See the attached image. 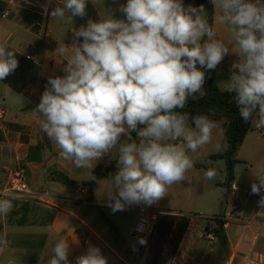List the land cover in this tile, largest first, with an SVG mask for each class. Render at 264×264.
I'll use <instances>...</instances> for the list:
<instances>
[{
    "label": "clouds",
    "instance_id": "9594fccd",
    "mask_svg": "<svg viewBox=\"0 0 264 264\" xmlns=\"http://www.w3.org/2000/svg\"><path fill=\"white\" fill-rule=\"evenodd\" d=\"M88 3L63 0L50 11L51 18L73 25L72 43L57 44L54 53L66 58L64 75L48 77L32 111L60 157L78 168H91L93 161L116 150L115 172L98 181L108 184L105 195L113 212L151 206L172 185L191 183L194 161L189 153L210 144L218 124L183 109L190 97L202 93L203 69L214 70L226 55L236 59L229 79L220 84L232 94L245 123L264 127V0H211L229 43L215 37L203 4L127 0L74 27L75 18L87 17ZM18 65L17 54L0 44V80ZM218 175L213 168L204 171L208 180ZM252 177L251 194L260 196L258 204L264 208V166ZM12 199L0 198V215L11 213ZM140 242L146 243L143 238ZM6 245L0 237V250ZM71 246L67 239L58 240L46 264H71ZM75 264L108 260L89 244Z\"/></svg>",
    "mask_w": 264,
    "mask_h": 264
},
{
    "label": "crops",
    "instance_id": "0c3cea01",
    "mask_svg": "<svg viewBox=\"0 0 264 264\" xmlns=\"http://www.w3.org/2000/svg\"><path fill=\"white\" fill-rule=\"evenodd\" d=\"M126 2L89 0L87 17L75 18L74 27L80 25L77 19L83 24L89 17L97 20L106 9L116 10L119 4ZM187 3L200 6L193 0ZM62 4L63 0H0V44L25 57L31 56L33 60L30 61L41 68L40 80L28 83L21 92L0 80V109L5 110L0 117L3 136L0 139V188L7 183L15 169L23 167L25 182L33 195L29 200L12 199L11 213L0 215V237L7 240V245L0 250V264H46L52 247L60 239H67L72 244L69 255L71 264H75L76 257L84 253L89 244L101 249L108 264H148V248H140L133 238V229L141 209L189 218L180 244L175 250L166 244L159 264H243L244 255L250 251L256 264H264V208L257 205L248 213L246 205L240 206V196H248L249 192L236 179V190L231 192L221 185L224 179L215 180L213 188L208 184L209 180L199 183L196 188L177 183V189H172V185L167 196L157 203L129 206L127 210L120 211L132 214L128 228L111 213V216L107 215L106 211L112 212V209L105 195L108 191L106 181L93 186L89 199L81 197L80 188H88L82 183L95 179L94 169L98 165L107 167L116 161L117 152L113 150L103 159L93 161L91 168H78L60 157L55 144L40 129L39 115L32 111L40 101L48 77L64 75L62 67L66 58L59 57L54 50L58 43H72L70 30L73 25L49 16L53 6ZM207 4L212 5L211 0L203 5ZM212 8V21L215 23L217 13L213 5ZM5 9L8 14L2 16ZM115 14L116 17L122 16L118 10ZM218 73L222 75L224 72ZM213 76L220 89L224 90L220 83L229 77H215V72ZM255 129L261 130L262 127L258 128L252 123V130L239 148L238 156L245 144L252 141ZM257 143L254 140L252 146H257ZM210 147L208 144L191 156L193 168L198 167L196 163L201 166L202 159L206 165L215 168L217 161L208 157L217 152L210 150ZM238 159L245 162L250 160L244 156ZM54 172L65 174L76 184L65 185L54 177ZM232 202L240 206L239 216L245 222L228 221L223 229L225 239L217 238L210 243L203 236L208 220L228 217L233 207L228 210L229 203ZM76 224L87 231L84 243L76 231Z\"/></svg>",
    "mask_w": 264,
    "mask_h": 264
},
{
    "label": "trees",
    "instance_id": "16d2710c",
    "mask_svg": "<svg viewBox=\"0 0 264 264\" xmlns=\"http://www.w3.org/2000/svg\"><path fill=\"white\" fill-rule=\"evenodd\" d=\"M187 2L191 0H185ZM196 4H206L209 0H193ZM210 15H213L212 5H209ZM52 8L50 9V11ZM49 11V12H50ZM17 54L19 65L16 70L10 74L5 81L12 89L21 92L28 83H35L41 78V68L37 64L28 60L25 56L14 51ZM206 72V80L203 92L197 94V98H189L188 103L183 111L190 115L205 114L215 122L222 123L225 129L226 145L223 150L209 155L212 161L223 160L225 162V180L221 185L228 192H231V186L235 181V167L240 162L237 153L243 144L247 134L252 130V122L245 123L239 116L238 109L233 101L232 94L225 92L218 86L212 70L203 69ZM264 128V127H263ZM135 136V133H133ZM0 132V139H2ZM116 168V161H112L109 166L104 167L98 165L94 169L95 179L91 182H83L82 184L89 188L91 192L93 186L100 180L109 176ZM54 177L65 185L76 184L75 180L61 172H54ZM227 221L224 217H213L208 220L205 227L207 231L210 227L218 238L225 239L224 226ZM189 218L185 215H174L157 212L155 220V231L148 241V252L150 259L148 264H159L162 256L163 248L169 244L175 250L180 244L183 235L188 227ZM76 231L84 243L87 231L76 224Z\"/></svg>",
    "mask_w": 264,
    "mask_h": 264
},
{
    "label": "rangeland",
    "instance_id": "374dc122",
    "mask_svg": "<svg viewBox=\"0 0 264 264\" xmlns=\"http://www.w3.org/2000/svg\"><path fill=\"white\" fill-rule=\"evenodd\" d=\"M182 2L185 7L190 5V3H187L185 1H182ZM193 6L197 7V5H193ZM204 8H205V11L207 12L208 22L210 25H212L213 30L215 32V37L217 39L224 40L225 43H229V34L227 31V28L224 24L220 22L218 11H216L217 21L214 23L212 21L213 15H210L209 4L204 5ZM117 18H121V16H117ZM76 22L77 24H79L78 22H80V25L83 24V21H79V19H77ZM235 59L236 57L233 55H226L224 59L222 60V62L214 69L213 72H215V77H230V73L228 72V70L230 69V65ZM219 71H222L224 73H221L222 75H219L218 73ZM217 124H218V128L213 133V139H212V142L210 143V146H211L210 150L215 149L216 152H220V150H217L216 145H220L222 148L226 145L225 129L222 123H217ZM253 132L254 133L252 136V141L249 142L248 144H245L246 146L243 149L242 153L241 154L239 153V156L237 155V158L244 156L245 158L249 157L250 160L246 162L240 161L238 164H236V167H235V179L240 185L244 186L249 192L248 196H243V197L240 196L241 201H238L240 202L239 204H241L240 205L241 207L246 205L248 213L252 212V209L256 207L257 205L259 206L258 201L260 199V196L251 194V183L253 182L252 176L255 175L256 171L258 170V166H264V128L262 127L261 130L255 129ZM254 140L258 141L257 146H252V142ZM114 151L116 152L115 149ZM197 153L198 151L194 153L190 152L189 155L194 156ZM201 159L202 158H200V160ZM201 164L202 165L200 166L198 165V163H196V166L198 167L192 168L189 171L188 175L191 177V183H186V182L182 183L184 187L196 188L198 187L199 183L205 182L208 180V179H205L204 177V171L212 167L211 165L210 166L206 165L203 159H202ZM214 165H215L214 169L219 173V175L217 176L216 179L208 181V184L210 183L209 185H211L212 188H213V183H215V180H223V179L225 180V162L223 160H218ZM177 187L178 186L174 184L172 189H177ZM232 205H233V202L232 204L229 203L228 210L231 209ZM151 211L156 212L155 210H151ZM106 212L108 216H111V214L114 215L118 219V222L119 223L122 222L124 224V227L126 228H128L129 225L131 224L132 214H129V213L127 214V213H123L120 211H116V212L106 211ZM233 230L236 231V228H234Z\"/></svg>",
    "mask_w": 264,
    "mask_h": 264
},
{
    "label": "built area",
    "instance_id": "2783aa9c",
    "mask_svg": "<svg viewBox=\"0 0 264 264\" xmlns=\"http://www.w3.org/2000/svg\"><path fill=\"white\" fill-rule=\"evenodd\" d=\"M56 7L53 6L52 9ZM8 14V10H3L2 16H6ZM50 16V12H49ZM26 58L28 60H33V58L29 55H26ZM5 114L4 109H0V117ZM231 190H236V184L233 183L231 186ZM79 193L81 194V197L83 199H89V190L86 187H82L79 190ZM7 196L8 198L14 197V199L18 200H29L33 198V195L28 187V185L25 182L24 178V169L23 167H19L15 169L10 176V179L7 181L5 185H3L0 188V198H4ZM128 207L125 209L127 210ZM240 212V206L238 203L233 204L232 211L229 214L228 217H224V219L228 222H245L243 219L239 216ZM157 212L147 210V209H141L139 211V215L136 221V224L133 229V238L137 241L139 246H142V248H148V241L151 235L155 231V220H156ZM252 223L256 221H251ZM203 236L210 242H214L218 237L215 234V232L212 231V228L210 227L207 231H204ZM143 238L146 243H141L140 240ZM251 253V251H250ZM250 253L244 255V261L243 264H256L255 260L251 258Z\"/></svg>",
    "mask_w": 264,
    "mask_h": 264
},
{
    "label": "water",
    "instance_id": "95a60500",
    "mask_svg": "<svg viewBox=\"0 0 264 264\" xmlns=\"http://www.w3.org/2000/svg\"><path fill=\"white\" fill-rule=\"evenodd\" d=\"M140 248H142V246H140Z\"/></svg>",
    "mask_w": 264,
    "mask_h": 264
}]
</instances>
